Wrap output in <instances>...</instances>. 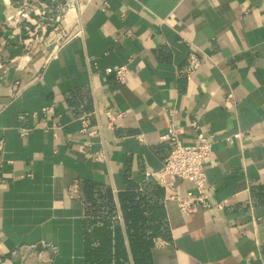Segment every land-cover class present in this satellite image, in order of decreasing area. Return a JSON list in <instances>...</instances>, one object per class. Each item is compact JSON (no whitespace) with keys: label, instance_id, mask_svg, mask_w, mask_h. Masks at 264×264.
Segmentation results:
<instances>
[{"label":"crops","instance_id":"0c3cea01","mask_svg":"<svg viewBox=\"0 0 264 264\" xmlns=\"http://www.w3.org/2000/svg\"><path fill=\"white\" fill-rule=\"evenodd\" d=\"M4 1L0 61L9 63L52 32L42 0ZM21 3L32 7L22 17ZM13 19L22 30L10 37ZM81 26L53 58L37 51L22 71L15 61L0 67V264H18L9 251L40 239L58 248L50 264H134L131 195L162 225L154 239L167 241L153 239L152 264H264V0H88ZM191 54L201 64L189 79L178 70ZM122 65L124 82L105 71ZM18 77L25 87L11 99L2 86ZM108 109L126 112L121 126H105ZM81 116L95 133L81 131ZM193 121L213 135L204 160L212 189L208 207L183 216L170 197L192 183L170 187L145 170L162 169L168 125L188 144Z\"/></svg>","mask_w":264,"mask_h":264},{"label":"built area","instance_id":"2783aa9c","mask_svg":"<svg viewBox=\"0 0 264 264\" xmlns=\"http://www.w3.org/2000/svg\"><path fill=\"white\" fill-rule=\"evenodd\" d=\"M88 0H42V5L38 6V15L41 21H45L51 29L52 35L46 38L41 35L35 47H28L25 53L15 59V67L19 71L25 69L34 52H44L46 59H51L57 55L59 50L68 43L71 39L81 36L83 28L81 26V15L87 6ZM5 2V1H4ZM5 4H11V0H6ZM21 11L19 15L22 17L32 11L31 5L21 3ZM13 33L9 35L14 37V31H21V24L13 19ZM14 61L2 62L0 67H7L13 64ZM201 62L199 58L191 54L188 62L183 69H179V73H183L187 78L191 79L194 71L198 69ZM106 73H113L114 77L119 82H124L128 73L126 65L119 66L115 69L107 68ZM42 76V71L37 73V77ZM24 84L20 78H15L8 84L2 86L8 93L11 99L18 98L23 89ZM233 95H226L224 102H232ZM44 112L50 111V107H43ZM126 115L122 110L105 111L106 123L108 128H115L122 125V120ZM23 117V115L21 116ZM82 123V132L95 133V130L89 131L87 120L84 116L80 117ZM195 129V138L191 143H183L179 136V130L172 124L168 125L166 133L161 136V139L166 141L169 149L163 158V166L160 170H145V175L156 179L157 183L165 184L173 187L176 179H185L192 183L193 190L186 194H173L170 198L175 201L177 207L183 216H187L196 211L199 207H208L210 205L209 194L212 186L207 182L204 160L210 155L214 143L213 135L208 129H199L195 121L191 123ZM29 128H20V134L25 135ZM141 138V135H137ZM241 137V132L228 134L224 137L225 140L233 142ZM4 150V141L0 140V163L2 162L1 153ZM96 159H101L102 155L97 153ZM67 193L71 198L80 197V182L72 181L67 189ZM216 206L222 208L224 201L216 203ZM156 245L167 244V241L162 238L154 239ZM57 246L50 240L40 239L33 243H22L15 245L10 251V257L17 261L18 264H24L26 259H34L41 264H50L52 254L57 253Z\"/></svg>","mask_w":264,"mask_h":264},{"label":"trees","instance_id":"16d2710c","mask_svg":"<svg viewBox=\"0 0 264 264\" xmlns=\"http://www.w3.org/2000/svg\"><path fill=\"white\" fill-rule=\"evenodd\" d=\"M124 218L134 264H152L150 247L155 236L161 233L162 225L148 222L139 203H133V195L128 197Z\"/></svg>","mask_w":264,"mask_h":264}]
</instances>
